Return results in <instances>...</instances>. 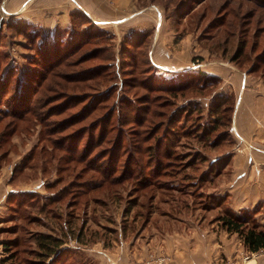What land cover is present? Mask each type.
<instances>
[{
  "label": "rangeland",
  "instance_id": "rangeland-1",
  "mask_svg": "<svg viewBox=\"0 0 264 264\" xmlns=\"http://www.w3.org/2000/svg\"><path fill=\"white\" fill-rule=\"evenodd\" d=\"M107 1L112 3V0ZM140 1L137 0L135 8L132 9L148 11L153 18L164 23L163 38L167 36L172 52H183L181 55L184 58L189 57L190 61L201 63L203 67L229 70L233 67L250 75L228 59L237 39L244 35L239 31L231 34L224 53L221 47L213 44V38L209 35L218 30L219 23L215 21L214 26L208 28V22L215 16L221 0H204L202 3L200 0H186L185 8H191L183 15L185 8L177 10L175 0H168L172 4L167 9L159 1ZM262 1L264 0H232L233 3L241 2L244 9L256 10V15L264 12ZM21 2L22 0H0V65L1 69L9 66L15 73L10 80L14 86L19 78L18 72H27L29 59L34 55L37 46V38L33 41V38L26 36L29 34L20 31L19 27L24 25L22 22L40 26L46 31L55 27L46 28L28 21L21 15ZM203 9L206 13L199 21L197 16L202 15ZM81 12L83 11L79 14ZM79 18H73L75 29L87 32L86 21H76ZM252 19L249 32L245 35L250 40L254 30L259 28L260 31L257 32L261 33V40L256 50L259 52L264 40V21H255L256 16ZM197 20L199 25L195 27ZM93 21L103 29V33H97L94 28L89 30L87 35L90 39L87 43L84 42L79 48H69L66 62L71 65L59 66L55 70L69 73L74 71L80 76L91 70L94 72L93 76L101 68L100 75L82 83L62 80L60 84H66L65 87L55 85L50 88L46 86L50 79L48 75L44 86L33 95L37 116L31 117L29 121L25 120L24 123L19 122L23 128L20 127L14 135L3 136L2 139V127L9 119L6 117L0 120V264H28L26 257L36 247L34 236L38 231H49L63 239V246L69 250L64 254L63 263L58 264H169L174 262L177 256L175 252L180 256L181 253L184 254L186 250L183 247L188 245L190 233L197 223L204 227L220 228L215 218L222 210L213 204L208 206L209 199L199 198V191L202 188L204 192H213V188L228 177L232 154L246 152L249 163L256 167L262 166L251 153L264 151V147L254 139L245 141V137L231 124V117V123L228 124L231 137H222L215 147L210 146L208 141H198L199 138H180L182 143L173 145L179 156L175 163L167 166L170 173L164 176L153 173L150 175L152 187L136 189L134 186L138 183L137 178L144 177H137L138 170L147 174L152 169L147 167L146 161L149 159L145 146L153 144L157 134L162 136L166 125L163 124L153 138L148 136V126L158 121L164 123L171 116L174 117L173 125H177L184 118L182 125L185 128H189L191 122L205 125L209 123L206 120L211 119L206 108L213 98L227 93L233 94L235 100V94L229 90L224 91L221 77L203 91H198L193 86L177 93L161 89L159 84H162V78L174 76L177 71H167L153 63L149 48L155 28H148V42L144 47L129 48L123 56V36L115 33V21ZM242 30L243 28L241 32ZM225 35L219 37H226ZM86 52L88 59L81 61V56H85ZM128 55L132 57L128 58ZM133 57L138 60V64H135L131 73ZM148 57L153 65L149 63ZM146 100L150 106L152 103V109L146 105ZM66 102L67 108L61 110ZM191 102L199 103L201 109H185ZM94 105L98 107L92 110ZM184 109L187 110L185 113L182 112ZM87 110H92L87 117L69 124ZM111 110L106 142H102L94 150L103 149L107 161L106 150L110 142L115 139V155L118 153V138L122 146L119 147V160L113 163L116 173L110 169L103 176L91 170V165L77 158L87 142H91L90 134L93 138L98 136L100 125H95L100 115ZM92 118L93 125L88 127V132L82 134L79 140L76 130L80 126L86 127ZM142 118H146L143 123ZM103 121L102 125H105L106 122ZM226 127L220 126L218 131ZM136 129L140 138L139 145L132 136ZM255 130L264 133V123L255 125ZM67 137L70 140L62 141ZM54 140L57 144L63 142V146L56 147L52 144ZM138 150L140 153L136 152ZM127 151L135 155L133 161L137 162L128 167V170H133L134 176L123 178L117 183L111 177L117 173L124 176L130 173H125L128 165ZM199 151L205 160L195 153ZM227 155L229 157L226 162L219 167L220 175L214 177V184L209 185L205 179H201L202 175L209 173H213L212 177L214 172H210V169L215 167L214 162L226 158L224 156ZM100 162L99 160L98 164ZM14 168L22 170L13 174ZM97 183L101 185L96 186ZM14 190L32 192L23 194L24 203H20L16 214L12 215L15 212L10 206L15 203L8 198ZM214 195L222 197L224 194ZM130 198H134L133 202ZM176 200H181L187 207L177 211L174 208ZM258 208L255 218L261 220L264 206L260 204ZM146 215L148 219H145ZM78 234L80 240L76 239ZM14 238L17 240L16 244L13 242ZM8 241L13 242L9 249L5 247V242ZM226 261H230L229 258H225L221 264Z\"/></svg>",
  "mask_w": 264,
  "mask_h": 264
},
{
  "label": "trees",
  "instance_id": "trees-1",
  "mask_svg": "<svg viewBox=\"0 0 264 264\" xmlns=\"http://www.w3.org/2000/svg\"><path fill=\"white\" fill-rule=\"evenodd\" d=\"M151 1L157 3L159 1L165 9L169 7V4H172V2L168 0H151ZM203 1L204 0H200L201 3ZM221 1L222 2H220V6H218L216 12L212 10L213 12H215V16L211 18L210 20L211 22L210 21L208 22L209 23L208 28L211 27L212 25L214 26L213 23H215V21L219 23L218 30L214 31V33L212 34H209L211 39L213 38L214 41L213 44H217V46L221 47V50L224 53V51H226L227 49V43H229V36L239 31L240 34L244 36H242L240 39L239 38L237 39L234 49L231 52L228 59L230 61H233L235 64H237L240 68L245 69L247 73L258 75L264 81V40L261 43L262 44L261 50L259 52H256L261 40V33H258L257 31L260 30L259 28H256V30H254V32L252 33L250 40L248 38V35H245L246 32H249V27H250L249 25L252 23L253 20L252 18L256 16L255 21L259 23L264 21V12H259L258 15H256V10L254 9L252 10V8L244 9L243 4H241V2L233 3L232 0H221ZM185 2L186 0H175L174 4H176V7L178 8L177 10L184 9L186 5ZM263 3L264 1H262L261 4ZM190 8L191 7L185 8V10L182 11V15L185 12H187ZM204 10L205 9L201 11L202 15H200V17L197 16L198 20L204 18L206 13ZM79 13L80 11L78 12V10L70 13L68 25L66 26L57 25L53 29L47 31L43 30V28L40 26H36L27 23L25 21L22 22L24 23V25L22 27H19L20 31L23 34L26 33L29 34L26 36L29 39L33 38L32 39L33 41L34 39L37 38V46L34 55L29 59L30 66H27L28 67L26 68L27 72L24 74L21 71L18 72L19 78H17L15 86L10 82L11 76L15 73L10 69L9 66L1 69V65H0V120L6 117H8L9 119L7 122L4 123L2 127L1 139L3 138V136L9 137L12 134L14 135L17 132V130L20 129V127L23 128V126L20 125L19 122L24 123L25 120L29 121L31 117L37 116L36 115L37 113L34 108L35 102L33 95L39 90L40 87L44 86V83L48 78V75H50V79L48 84H46V86H49L50 88L55 85L58 86L62 85L63 87H65L66 84L64 83L60 84L62 80L66 82L82 83V81L85 82L86 79L89 80L91 79V77L99 76L100 73L102 72V69L98 68L95 72L96 75L92 76L94 72L90 70L80 76L74 71H71L69 73V72L55 70L59 66L67 67L71 65L69 64L70 62L69 63L66 62L67 59L66 57L69 48H74V47L79 48L84 42L87 43L90 39L89 36L87 35L89 30L94 28L95 31H97V33L99 34L103 33V29L99 27L85 13L83 12H81L82 14ZM75 16L80 17L76 21H80V22L82 20L86 21L87 23L86 28L88 27L87 32L85 30L75 29L74 26L75 21L73 20ZM198 20L195 22V27L196 26L198 27L199 25L198 23L199 21H201ZM242 28L243 30L241 32ZM226 33L227 35H225ZM223 34L226 37L220 38L219 36ZM148 37H149L148 29L134 30L123 35V41H122L123 48L121 50L123 56L124 54H126L125 52L129 48L141 47V46L144 47V45H146L148 42L147 41ZM248 42H250L249 45ZM84 55L85 56H81V61L84 58H85L84 60L88 59V57L86 56L87 52L84 53ZM130 57L132 56L128 55V58ZM147 59L149 63L153 65L149 57ZM137 62L138 60L134 58V60L132 61V64L134 65L132 66L133 69L131 70V73H133L135 69V64L137 66L138 64ZM245 63H247V65ZM218 80H219V76L206 74L201 70H197V71L179 70L176 72L174 76L162 78L160 82L162 84H159V87L170 93H177L183 91L190 86H193L194 88L198 89V91H203L208 87V85H214ZM74 103H72V105ZM146 103H147L146 105L151 107L150 109L153 108L152 103L151 106L147 100ZM234 103L235 100L233 94L224 93L215 96L211 104L207 105L206 113L208 115H211V119L210 120L204 119V122L205 120L209 121V123L207 124L205 123V125L204 123L200 124L201 122H198L199 124L198 123L194 124L193 122H191L189 128H185L182 125V122L183 120H185V118L182 121L178 122L177 125L175 124L173 125L174 117L171 116L170 118L166 119L164 123L158 121L155 122V124L148 126L147 128L149 132L148 136L150 138H153L157 134V132H159L161 126L163 124L166 125L164 127L165 129L164 132H162L163 133L162 136H159L157 134L154 143L153 144L150 143L145 146L147 148L146 149L148 155L147 159H149L148 161H146V163H148L147 167H150L152 169L151 172L149 171L147 174H143L141 173V171L138 170V172L136 173L137 177H139V175H142L144 177L140 179L137 178L138 183L134 187L136 189H142V190L147 188L148 186L152 187L150 175L154 173L156 174V176L157 174L158 175L161 174V176H164L170 173V171H168L167 166L171 165L172 163H175L176 160L178 159L179 155L176 154V152L174 151L173 145L174 144L180 145L182 143L180 142L181 141L180 138H184V137H188L189 139L199 138L197 139L198 141H202V142L208 141V144L210 146L215 147L219 144L220 139L222 137H227L228 135L229 137H231L229 134L228 124L231 123ZM97 107L98 106L94 105L92 107L93 108L92 110L97 109ZM200 107L201 105L199 103L191 102L190 106H187L185 109L188 108L199 111L201 109ZM66 108H67V102L62 105L61 110ZM146 108L148 109V107ZM185 109L182 110V112L185 113L187 111V110L185 111ZM91 111L88 112L87 110L82 115L78 116L80 118L72 119L69 124H73L76 121H81L82 119L87 117ZM111 114H112V110L108 111V113L105 115L103 114L100 115L101 117L97 120L95 125V126L100 125V132L98 136H95V138H93L94 136L90 134V141L93 142L92 146H91V142L89 143L87 142L84 150L79 154L77 158L80 161H85L87 165H91L90 167L91 170H95L96 172L101 173V175L103 176L106 175L110 169H112L113 172L116 173L115 166H113V163L119 160V153H120L119 147L122 146V142H120V138H118L117 140V144L119 143L117 149L118 153L115 155V139L114 141H111L110 145L108 146V149L106 150L107 159H108L107 161H105V153L103 152V149L97 151L94 150L96 146H99L102 142H106L107 133H108L107 123H109ZM103 120L106 122L105 125H102ZM145 120L146 118H142L141 122L143 123ZM92 121H94V118H92V120L90 121L91 123L88 124L86 127L80 126L76 130V134L79 135V140L82 134L88 132V127L90 128L93 125ZM220 126H224V127L227 126V127L223 128L221 131H218V127ZM46 131L51 133L49 130ZM135 131H136L135 134L132 136L136 141L135 143L136 144L138 143L139 145L140 138H138L137 129ZM69 138L70 137H67L62 141L70 140ZM144 141H146V139ZM59 143L57 144L56 140L52 142V144L55 145L56 147L63 146V142H59ZM68 151L71 152L73 150H68ZM136 152L140 153V150ZM127 153H128L127 155L128 165L125 169V173L126 171L127 172L129 171L130 173L128 176H124V174L122 173H117L113 177H111L117 183L120 180H123V178H129L134 176V173H132L133 170L131 168L130 170H128V167H130L129 165H131L132 163L135 164L137 163L133 161V157H135V155H133V153L129 151H127ZM195 153L201 155L202 160L206 159L203 156V154H200V151ZM224 157L226 158L221 159L216 163L214 162L215 167H211L212 169H210V172H214V175L212 177L211 174L213 173L211 174L209 173L207 175H202V176L200 175L201 179H205L209 185L214 184L215 182L214 177H218L220 175L219 167L224 165L229 155ZM99 160L101 161L100 164H98ZM21 170L19 169V171ZM19 171L16 170V168H14L13 174ZM197 183L199 182L197 181ZM99 185H101V183H97L96 186ZM198 188H200V186ZM204 191L205 190H202V188L200 189L199 198L203 197L205 199H209V202L207 204L208 206L213 204L214 206L222 210L216 215L215 218L221 229H224L227 232H236L241 238L243 246L248 251H257L258 249L264 247V220L261 221L255 218L256 213L259 211L258 207H260V204H257L249 209L242 208L238 211H235L227 206L225 200L226 197L225 194L222 197L221 196L216 197L214 195V192H204ZM31 192L32 191L14 190L13 192L10 193L8 199L13 203H15V205L10 206L11 208H13L14 212L16 211V208L18 207V205H20V203H24L25 197L22 198L24 196L23 194L24 193L31 194ZM17 194L21 196H18ZM132 199L134 198H130V200ZM186 207L187 204H183L181 200L180 201L176 200L174 203V208L177 209V211L181 209H185ZM15 214L16 212L12 213V215ZM145 219H148L147 215ZM145 221L147 222L148 220ZM79 232L81 233V231ZM79 238H80V234L76 236L77 240H80ZM13 240H14L13 242L16 244L17 242L16 238H14ZM13 242H9V241L5 242L6 245L5 247L9 249L10 246L13 244ZM34 242L36 247L31 249L28 252L31 254L29 255V257H26L28 264L63 263L62 259L64 257V254L67 250H69L66 248V246H63V239L60 236H57L49 231H38L37 233H35Z\"/></svg>",
  "mask_w": 264,
  "mask_h": 264
},
{
  "label": "crops",
  "instance_id": "crops-1",
  "mask_svg": "<svg viewBox=\"0 0 264 264\" xmlns=\"http://www.w3.org/2000/svg\"><path fill=\"white\" fill-rule=\"evenodd\" d=\"M136 1L112 0L109 3L107 0H22L20 10L28 21L46 28L66 26L70 13L77 10L85 12L99 23L114 20L115 33L122 36L130 31L154 27L155 34L149 48L153 63L167 71L196 69L221 77L224 91L229 90L235 94L231 124L245 137V141L254 139L264 147V133L255 130V125L264 123L262 78L245 74L233 67L231 70L203 67L201 63L190 61L189 57L184 58L181 55L183 52H172L167 36L166 39L163 38L164 23L153 18L148 11H134L132 8H135ZM251 155L262 166L256 167L249 163L246 152L233 153L228 177L212 190L214 193L225 194L227 206L235 211L249 209L257 204L264 206V151L252 152ZM190 235L188 245L183 247L186 250L184 254L181 253L180 256L175 252L178 257L169 264H221L225 258L231 261L228 264H264V248L248 259L242 258L248 250L236 232L212 226L204 227L197 223Z\"/></svg>",
  "mask_w": 264,
  "mask_h": 264
},
{
  "label": "built area",
  "instance_id": "built-area-1",
  "mask_svg": "<svg viewBox=\"0 0 264 264\" xmlns=\"http://www.w3.org/2000/svg\"><path fill=\"white\" fill-rule=\"evenodd\" d=\"M264 247L258 249L257 251H247L245 252L243 255H242V258L243 259H248L249 257L253 256L254 254H256L258 251L262 250ZM228 263H231L230 261H226L225 263L223 264H228Z\"/></svg>",
  "mask_w": 264,
  "mask_h": 264
}]
</instances>
